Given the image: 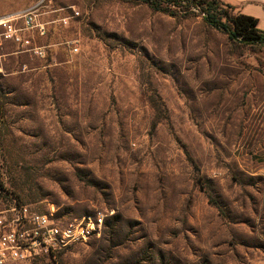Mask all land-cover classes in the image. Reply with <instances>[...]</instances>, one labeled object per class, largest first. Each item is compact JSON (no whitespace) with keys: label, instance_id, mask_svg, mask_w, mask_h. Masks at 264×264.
<instances>
[{"label":"rangeland","instance_id":"374dc122","mask_svg":"<svg viewBox=\"0 0 264 264\" xmlns=\"http://www.w3.org/2000/svg\"><path fill=\"white\" fill-rule=\"evenodd\" d=\"M27 10L46 56L0 26V211L105 223L5 264H264V44L133 0H0V21Z\"/></svg>","mask_w":264,"mask_h":264},{"label":"built area","instance_id":"2783aa9c","mask_svg":"<svg viewBox=\"0 0 264 264\" xmlns=\"http://www.w3.org/2000/svg\"><path fill=\"white\" fill-rule=\"evenodd\" d=\"M74 17L77 11L72 12ZM1 37L20 46L30 56L43 59L46 46L32 42V34L46 35L45 24L38 22L33 10L10 15L2 20ZM73 52L77 49L72 47ZM105 215L101 212L82 215L70 222H57L50 214L27 205H13L0 211V264L26 261L36 255L48 254L86 243L102 233Z\"/></svg>","mask_w":264,"mask_h":264},{"label":"trees","instance_id":"16d2710c","mask_svg":"<svg viewBox=\"0 0 264 264\" xmlns=\"http://www.w3.org/2000/svg\"><path fill=\"white\" fill-rule=\"evenodd\" d=\"M133 1L142 3L154 13L171 18L184 17L197 12L206 26L221 31L231 43L243 46L264 44V31H259L256 28L257 20L255 18L234 13L232 7L219 0Z\"/></svg>","mask_w":264,"mask_h":264},{"label":"crops","instance_id":"0c3cea01","mask_svg":"<svg viewBox=\"0 0 264 264\" xmlns=\"http://www.w3.org/2000/svg\"><path fill=\"white\" fill-rule=\"evenodd\" d=\"M219 1L232 7L236 13L255 18L257 20L256 28L259 31H264V0Z\"/></svg>","mask_w":264,"mask_h":264},{"label":"bare ground","instance_id":"6f19581e","mask_svg":"<svg viewBox=\"0 0 264 264\" xmlns=\"http://www.w3.org/2000/svg\"><path fill=\"white\" fill-rule=\"evenodd\" d=\"M1 22V21H0Z\"/></svg>","mask_w":264,"mask_h":264}]
</instances>
